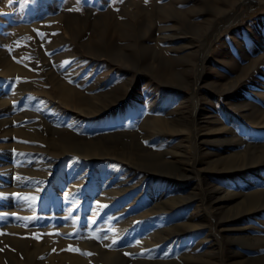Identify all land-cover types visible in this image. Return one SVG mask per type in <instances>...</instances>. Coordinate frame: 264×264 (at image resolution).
I'll use <instances>...</instances> for the list:
<instances>
[{
  "label": "rangeland",
  "instance_id": "1",
  "mask_svg": "<svg viewBox=\"0 0 264 264\" xmlns=\"http://www.w3.org/2000/svg\"><path fill=\"white\" fill-rule=\"evenodd\" d=\"M231 13L237 17L226 24ZM206 42L209 59L202 64ZM9 60L28 73L5 72ZM58 80L74 88V97L59 95ZM263 90L264 0H0V182H6L4 188L0 183V264H71L66 256L72 253H91L87 256L96 264H108L96 257L92 242L124 250L129 264H264L256 259L264 253V209L258 216L229 217L222 223L208 214L205 204H188L170 217L148 214L156 182L126 185L124 177L134 169L122 161L145 165L129 154L145 150L157 155L179 148L190 175L179 177L181 190H165L166 197L192 187L202 193L215 184L245 193L264 189V182L254 180L264 177ZM192 98L201 101V115L212 120L202 126L178 125L164 138L167 134L160 129L175 115L174 106L183 101L182 111L190 117ZM69 138L106 145L108 155L97 160L81 150L61 155ZM7 144L17 151L4 158L1 150L10 147ZM163 157L172 159L173 154ZM229 162L240 169L227 170ZM199 168L205 169L196 176ZM16 184L19 190H7V185ZM165 186H157V192ZM186 220L204 223L199 232L204 237H218L199 249L197 259L189 257L192 234L155 242L164 226L183 228ZM248 223L257 226L245 234L247 239H230V234H238L231 227ZM15 235L29 250L34 245L44 250L34 257L15 250L8 240ZM114 236L116 245L111 242ZM70 246L76 251L68 250Z\"/></svg>",
  "mask_w": 264,
  "mask_h": 264
},
{
  "label": "bare ground",
  "instance_id": "2",
  "mask_svg": "<svg viewBox=\"0 0 264 264\" xmlns=\"http://www.w3.org/2000/svg\"><path fill=\"white\" fill-rule=\"evenodd\" d=\"M250 0H242V2H248ZM236 14L235 13H231V14H228L227 15V18H228V21L226 22L229 23L231 21H233L235 18H236ZM216 33L217 31L213 32L212 33V36H216ZM100 39V43H102L103 41V38L99 37ZM210 48V43L209 42H206L205 44V49L203 50V54L201 56V62L202 64H204L208 59H209V56L207 55V51L208 49ZM115 52V54H119V51H115V50H112ZM120 55V54H119ZM123 56V55H122ZM4 60V59H3ZM7 60V59H6ZM8 61V60H7ZM6 61V62H7ZM10 61V60H9ZM1 62H4V61H1ZM5 65V63H4ZM6 68V71L5 72H14V71H21L23 73H28V71L18 65H16L15 63H12L11 61L10 62H7L4 69ZM53 76V75H52ZM52 78V77H51ZM50 80V79H49ZM200 80V79H199ZM51 81V80H50ZM55 82V81H54ZM56 86H58V93L59 95H61V97L65 98V99H68L70 100L72 97H74V88L69 86V85H66L64 84L63 82L61 81H57L56 82ZM199 82H197L198 84ZM142 88V87H141ZM196 88V87H195ZM144 89V88H143ZM160 89V88H159ZM158 89V90H159ZM146 90V89H145ZM150 90V89H149ZM57 91V90H56ZM143 91V90H142ZM151 91V90H150ZM253 91V90H252ZM264 91V90H263ZM197 92V89H195V93ZM257 92V91H256ZM160 93V92H159ZM254 93V92H253ZM264 94V93H263ZM162 95V94H161ZM111 97V96H110ZM150 97V96H149ZM106 98V97H105ZM147 98V97H146ZM155 98V96H154ZM117 99V98H116ZM151 99V98H150ZM118 100V99H117ZM148 100V99H146ZM186 100V99H185ZM85 101V100H84ZM153 102V100H152ZM151 102V103H152ZM185 102V101H184ZM187 102V101H186ZM191 102L193 103L192 106H191V113H190V117L189 115H185L183 112L184 110L182 111V107H184L182 104H183V101H180V104L177 108H175L176 106H174L173 108V113H175V115L171 118H169L170 120H167L164 122V129L161 127L160 131L163 132V134H167L165 137L167 136H170L172 133L171 132H176L177 128H178V125H184V124H187V123H194L195 125L197 126H202L203 124H206L207 122L211 121L212 118L210 115H201L202 113V109H203V106H202V103L199 99H195V98H192L191 99ZM248 102V101H247ZM246 100L243 101V105L244 107L246 106L247 104ZM147 103V102H146ZM149 103V101H148ZM176 103V102H175ZM177 104V103H176ZM178 105V104H177ZM185 105V103H184ZM191 105V104H190ZM107 106H110V104L108 103ZM148 106V105H147ZM105 107V106H104ZM189 107V106H188ZM190 108V107H189ZM188 113V112H187ZM78 120V119H77ZM81 122V121H80ZM84 122V121H83ZM70 123V122H69ZM82 124V122H81ZM193 124V125H194ZM79 125V124H78ZM72 126V125H71ZM76 126V125H75ZM70 127V125H69ZM77 129V128H76ZM80 129V128H79ZM202 129V128H201ZM167 130V131H166ZM204 130V129H203ZM198 131V130H197ZM186 132V131H184ZM189 132V131H187ZM183 133V132H182ZM184 135V134H183ZM163 136V135H162ZM181 137H183L182 135H180ZM194 136V135H193ZM199 136V132L196 133V139H195V142H197L198 138L197 137ZM185 137V136H184ZM171 138V137H170ZM186 138V137H185ZM181 139V138H180ZM179 139V140H180ZM168 141V139H166ZM183 140V138H182ZM185 140V139H184ZM202 140V139H201ZM50 142V141H49ZM182 142V141H181ZM185 145V144H184ZM5 146H10V147H7V149H4V150H1V152H3V156L4 158L8 157V154L10 153V151L14 154L16 153L17 150L12 149L11 146L13 145H5ZM70 146H72L70 148ZM176 146V144H175ZM179 146V145H178ZM177 146V147H178ZM62 147L66 150L63 151V153L61 155H65V153H68L69 151H83L85 154L84 156L86 157H89L90 159H100V158H103L105 157L106 154L105 151H106V145L105 146H100L98 143H95V142H92V143H87V144H83V143H80L78 140L76 139H68L64 142V144L62 145ZM180 147V146H179ZM187 147V146H186ZM116 148V147H115ZM17 149V148H16ZM179 149V148H178ZM178 149H173V148H168L164 151H161V152H158L157 155H152L151 153L145 151V150H142L141 152H133L132 154H129L128 158H132L133 160H140V161H145L146 164H151V167L148 166V165H140L139 163L137 162H134L132 161L131 159H128L129 161L131 162H126V160H122L126 165H128L129 167L132 168V172L130 171L128 176L125 178L124 177V180L123 182L126 183V185H132V182L135 181V184H140L142 185V187H145L146 185H148L149 181L151 180H155L156 182V189L154 193V198L152 197L151 199V202L148 203L147 205V213H152V214H155L157 216H161V217H170L171 215H173L174 213H177L178 211H180L182 208L186 207L188 204H191V203H195V206L196 208L201 205V204H205L207 205V209H208V214L211 215L212 217H214L216 219V221H218V223H222V221L226 218H231L232 220H238V219H241V218H244V217H255V216H258L257 214L262 210L264 209V189L262 190H255L254 188V191L252 192H242L240 190H230L228 188H224V187H221V186H218V185H213V186H210V187H206L204 189V191L202 193H198L196 191H193V187L191 188L190 191H186V193H180V192H176L177 195L175 196H169V193H168V197L167 196V193L166 191L167 190H181V184L179 183V177H186L190 174L187 173L188 169H191L190 167L186 166V163L184 161H186L187 159L185 155H183L182 153H180V151L177 152ZM200 149V148H199ZM69 150V151H68ZM68 151V152H67ZM199 151V150H198ZM9 152V153H8ZM172 153L173 154V158L172 159H165L163 156L165 153ZM50 156H52L51 153H49ZM57 155V154H56ZM74 155V154H73ZM168 155V154H167ZM12 156V154H11ZM22 157V156H21ZM46 157V156H45ZM124 157V156H123ZM33 158V157H32ZM122 158V157H121ZM171 158V157H170ZM12 159V158H11ZM37 159V158H36ZM73 159V157H72ZM8 160V159H7ZM10 160V159H9ZM13 160V159H12ZM31 160V159H30ZM58 160V158H57ZM255 163L256 161L258 160H254ZM44 162V161H43ZM53 162V161H52ZM189 162V161H188ZM264 162V161H263ZM32 163V162H31ZM115 163V162H114ZM121 163V162H120ZM253 163L251 166L253 167L254 164ZM10 164V163H9ZM77 164V162H76ZM32 165V164H31ZM41 165H51L50 162L49 163H41ZM38 166V167H41ZM55 165V164H54ZM79 165V164H78ZM111 165V164H110ZM119 165V164H118ZM122 165V164H121ZM195 165V164H194ZM228 165L227 166V170H239L241 166L239 165H236V164H232L230 165V162L229 164H226ZM4 166V165H2ZM18 166V165H17ZM67 167H69L67 165ZM113 167V166H112ZM117 167V166H116ZM124 167V166H123ZM166 167H174L175 170H179L181 172L180 175H178L177 173H171V172H168L167 168ZM21 168V167H20ZM52 168V167H50ZM89 168V167H88ZM93 168V167H92ZM106 168V167H105ZM10 169V168H9ZM19 169V168H18ZM37 169V168H36ZM107 169V168H106ZM110 171H118V168H114L112 169L110 167ZM123 169V168H122ZM205 168H199V169H196V173L195 175H200L202 174V172L204 171ZM258 167H255L254 166V171L257 170ZM40 170V169H39ZM44 170V169H43ZM89 170V169H87ZM102 170V169H101ZM26 171V170H25ZM37 171V170H36ZM49 171V170H48ZM129 171V170H128ZM4 172V171H2ZM5 172H8V171H5ZM10 172V170H9ZM30 172V171H29ZM52 172V171H51ZM107 172V171H106ZM105 172V174H106ZM21 173V172H20ZM24 173V172H23ZM37 173V172H36ZM42 173V172H41ZM48 173V172H46ZM83 173V172H82ZM89 173V172H88ZM124 173V172H123ZM126 173V172H125ZM34 174V173H33ZM108 174V172H107ZM106 174V175H107ZM115 174V173H114ZM127 174V173H126ZM22 176V174H20ZM27 175V174H26ZM48 175V174H46ZM74 175V174H73ZM80 175V174H79ZM192 175V174H191ZM18 176V175H17ZM20 176V177H21ZM39 176V175H38ZM112 176V175H111ZM124 176V175H123ZM16 177V176H15ZM24 177V176H22ZM86 177V176H85ZM93 177V176H92ZM113 177V176H112ZM111 177V178H112ZM137 177L135 180L134 178ZM207 177V176H206ZM27 178V177H26ZM48 178V177H47ZM119 178V177H118ZM198 178V177H197ZM244 178V177H243ZM16 179V178H15ZM37 179V178H36ZM107 179V178H106ZM201 179V178H200ZM77 180V179H76ZM75 180V182H77ZM82 180V179H81ZM89 180V179H88ZM108 180V179H107ZM109 180H110V177H109ZM120 180V179H119ZM189 180V179H187ZM199 180V179H198ZM254 180H258V181H262L264 182V177H256ZM34 181V180H33ZM46 181V180H45ZM83 181V180H82ZM106 181V180H105ZM104 181V182H105ZM201 181V180H200ZM42 182V181H41ZM80 183H82L80 180H79ZM89 182V181H88ZM103 182V183H104ZM122 182V183H123ZM209 182V181H207ZM1 187H5V180H2L1 182ZM161 183V184H160ZM10 184V183H9ZM24 184V183H23ZM49 184V183H48ZM84 184V183H83ZM134 184V183H133ZM166 185L165 187H162V191H158L157 189V186L161 185ZM187 184V183H186ZM213 184V183H212ZM231 185H234L235 184V181H232L230 183ZM244 184V183H243ZM69 185V183H68ZM72 184H70L71 186ZM78 185V184H77ZM113 185V184H112ZM125 185V186H126ZM209 185V184H208ZM248 185V183H247ZM20 185L19 184H16L14 186L12 185H7L6 188L7 190L11 188V191L13 188H16V190H19V187ZM192 186H194L192 184ZM201 186V185H200ZM74 187V186H72ZM111 187V186H110ZM114 187V185H113ZM117 187V186H115ZM132 187V186H131ZM168 187V188H167ZM195 187V186H194ZM119 188V187H118ZM150 188V187H149ZM244 188V187H243ZM103 189V194H105V190L104 188ZM143 189V188H142ZM151 189V188H150ZM252 189V190H253ZM257 189V188H256ZM260 189V188H259ZM6 190V189H5ZM107 190H109L107 188ZM111 190V189H110ZM117 190V189H116ZM129 190V189H128ZM126 190V191H128ZM153 190V189H152ZM166 190V191H165ZM198 190V189H197ZM230 190V191H229ZM251 190V189H250ZM70 191V190H69ZM68 191V192H69ZM101 192V191H100ZM111 192V191H110ZM114 192V190H113ZM7 193V192H6ZM6 193H2L3 197L4 198H8ZM17 193V192H16ZM85 193V192H84ZM101 193V197L104 198L105 196L102 195ZM108 193V192H107ZM124 193V192H123ZM147 193V192H146ZM90 194V193H89ZM111 194V193H110ZM118 194V193H117ZM132 194V193H131ZM140 194V193H139ZM97 195V194H96ZM107 195V194H106ZM141 195V194H140ZM171 195V194H170ZM100 196V194H99ZM111 196V195H110ZM98 197V196H97ZM108 197V196H107ZM115 197V196H114ZM134 197H137V196H134ZM142 197V196H141ZM99 198V197H98ZM101 198V199H102ZM122 198V197H121ZM145 198V197H144ZM135 199V198H134ZM112 200V199H110ZM108 200V201H110ZM90 201V200H89ZM98 201V200H97ZM96 201V202H97ZM99 201L101 202L102 200H100L99 198ZM104 201V200H103ZM123 201V200H122ZM94 202V201H93ZM92 202V203H93ZM95 202V203H96ZM112 202V201H111ZM114 202V201H113ZM93 203V204H95ZM102 203V202H101ZM228 203H230V207L229 208H226ZM106 204V203H105ZM105 204H104V207H105ZM130 204V203H129ZM132 204V203H131ZM99 205V204H98ZM102 205V204H100ZM99 205V206H100ZM97 206V204H96ZM95 207V206H94ZM191 207V206H190ZM193 207V206H192ZM100 208V207H99ZM195 208V209H196ZM205 208V207H204ZM233 208L235 209V211H233ZM98 209V208H97ZM124 209V208H123ZM120 210V209H119ZM194 210V208H193ZM200 210V209H199ZM206 210V209H205ZM94 211V210H93ZM196 211V210H195ZM227 211H230V212H235L233 214H231L230 216H225L223 215L224 213H227ZM95 212V211H94ZM100 212V211H99ZM97 212V213H99ZM145 212V211H144ZM192 212V211H191ZM92 213V212H91ZM113 214V213H112ZM196 214V213H195ZM94 215V214H93ZM188 215L189 218L192 219V217L194 216L193 214H189V212L186 213V216ZM198 215V214H196ZM96 217H98L96 215ZM94 217V218H96ZM142 217V216H141ZM153 217V216H152ZM183 217V216H182ZM187 217V219H189ZM196 217V216H195ZM90 218V217H89ZM91 218H92V215H91ZM93 218V219H94ZM99 218V217H98ZM140 218V217H139ZM138 218V219H139ZM148 218V217H147ZM154 218V217H153ZM197 218V217H196ZM199 220H201V216L199 215ZM100 219V218H99ZM146 219V218H144ZM161 219V218H160ZM166 219V218H165ZM174 219V218H173ZM181 219V218H180ZM179 219V220H180ZM254 219V218H253ZM90 220V219H89ZM96 220V219H95ZM94 220V221H95ZM178 220V221H179ZM194 220V219H193ZM198 219H196V221H199ZM93 221V222H94ZM135 221V220H134ZM142 221V220H141ZM158 221V220H157ZM192 221V220H191ZM186 222L184 223L185 224V227H181L179 225H176V224H169V225H166V227L164 226L161 230H159L160 233H158L157 235V238L155 240L156 243L160 242V241H164V240H167V239H171V240H177V239H180V237L184 234H192V236H195V240L193 241V243L191 244V249H190V253H189V257L193 259V257H195L196 259L198 258V256L201 255V253L199 252V249L201 247H203L205 245V243L208 242L209 245H212L214 243H216V240L218 239H215V238H210L208 239L207 236L204 237V235L200 234L199 232H201L206 226L204 223H202L201 221L200 222ZM254 221V220H253ZM256 221V220H255ZM262 221V220H260ZM119 222V221H118ZM121 222V221H120ZM136 222V221H135ZM149 222V221H148ZM183 222V221H182ZM181 222V223H182ZM133 223V222H132ZM154 223V222H153ZM158 223V222H157ZM160 223V222H159ZM176 223V222H175ZM89 224V223H88ZM123 224V223H122ZM127 224V223H126ZM138 224V223H137ZM164 224V223H163ZM167 224V223H166ZM247 224V223H245ZM114 225V224H113ZM118 224L116 223V225L114 226H117ZM135 225V224H134ZM149 225V224H148ZM129 226V225H128ZM152 226V225H151ZM162 226V224H161ZM257 225L255 224H249L248 225H241L239 227H231L230 230H238V234H228L230 236V239L231 238H235L237 242H240L242 240H245L247 239L246 237V233H249L250 230H253L256 228ZM133 227V226H132ZM131 227V228H132ZM135 227V226H134ZM87 228V227H86ZM118 228H120L119 232L121 231V226ZM154 228V227H153ZM219 229V228H218ZM220 229H223L220 227ZM116 230V229H114ZM117 230V231H118ZM131 230V229H130ZM152 230V229H151ZM123 231V230H122ZM119 232L118 235H119ZM124 232V231H123ZM129 232V231H128ZM161 232L163 234H161ZM199 233V234H197ZM223 233V232H222ZM17 234V233H16ZM112 234V232H111ZM110 234V235H111ZM115 235V233H113ZM112 234V235H113ZM128 234V233H127ZM109 235V236H110ZM111 235V236H112ZM147 235V234H145ZM223 235V234H222ZM108 236V237H109ZM110 236V238H112ZM220 236V235H219ZM226 236V235H225ZM115 237V236H114ZM118 237V236H117ZM121 237V235L119 236ZM222 237V236H221ZM149 238V237H148ZM220 238V237H219ZM229 238V237H228ZM113 239V238H112ZM116 239V237L114 238ZM126 239V238H125ZM152 239V238H150ZM227 239V238H226ZM229 239V240H230ZM9 242L11 243V245L14 247L15 250L19 251L20 249L21 250H25L26 252L29 253V256L30 257H34V255H36L37 253H40L41 251L44 250V246L43 247H39V245H34L32 247V250H29L26 246H25V241L19 236V235H15V236H12V237H9ZM170 240V241H171ZM188 240V239H187ZM90 241V240H89ZM106 241V239L104 240ZM111 241V239H110ZM138 241V239H137ZM222 241V240H221ZM228 241V240H227ZM100 242V241H99ZM102 242V241H101ZM100 242V243H101ZM108 242V241H106ZM112 242V241H111ZM140 242V240H139ZM232 242V241H231ZM235 242V241H234ZM98 243V242H97ZM99 243V244H100ZM118 243V242H117ZM191 243V242H190ZM189 243V244H190ZM103 244H106V243H103ZM180 244V243H179ZM187 244V243H186ZM92 247L98 252L96 255L97 258H100L104 261H107L108 264H129L130 263V260L128 261V259L122 255L123 251L120 250V251H114V250H109L108 247H102L98 244H94L93 242L91 243ZM116 245V244H115ZM140 245V244H138ZM119 246V245H118ZM188 246V245H187ZM208 246V245H207ZM155 247V246H154ZM30 248V247H29ZM131 248V246H130ZM136 248V247H134ZM120 249V248H119ZM123 249H124V246H123ZM202 250V249H201ZM94 251V250H93ZM141 251V250H140ZM139 251V252H140ZM154 251V250H153ZM126 252V251H125ZM146 252V251H145ZM148 252V251H147ZM238 249L235 251V253H238ZM96 253V252H95ZM130 253V252H129ZM141 253V252H140ZM149 255V254H148ZM232 255V254H231ZM26 256V254H25ZM129 256V255H128ZM133 255L131 254V257ZM138 256V255H137ZM236 256V255H235ZM68 257V261H71V264H96L92 258L90 256H82L80 254H69V256H66ZM136 256H134V259H137L135 258ZM149 257V256H148ZM154 258V257H153ZM235 258V257H234ZM257 258H261L260 260H264V253L261 255V256H257ZM62 259V258H60ZM232 259V258H231ZM255 259V257H254ZM12 260V258L10 259ZM154 260V259H153ZM163 260V259H162ZM235 260V259H234ZM128 261V263H127ZM141 261V259H140ZM145 261V260H144ZM164 261V260H163ZM161 261V262H156V261H153L152 263L153 264H163L164 262ZM198 261V260H197ZM200 261V260H199ZM239 261V260H237ZM232 262V260H231ZM15 263H16V260H15ZM177 263V261H176ZM235 263H238V262H233V264ZM37 264H42V262H37ZM169 264V263H167ZM193 264V263H192ZM250 264V263H249ZM252 264H260V263H252Z\"/></svg>",
  "mask_w": 264,
  "mask_h": 264
},
{
  "label": "snow or ice",
  "instance_id": "3",
  "mask_svg": "<svg viewBox=\"0 0 264 264\" xmlns=\"http://www.w3.org/2000/svg\"><path fill=\"white\" fill-rule=\"evenodd\" d=\"M78 2H79V0H78ZM53 35H55V33H53ZM68 63H70V62L69 61H65L64 62V64H68ZM32 199H35V198L33 197ZM104 239H107V237H104ZM115 243H117V241L114 239L112 241V244H115ZM137 243H139V241H137ZM109 247H111V245H109ZM68 250L76 251V249H72L71 246L69 247ZM53 251H55V250H53ZM83 254H85V255H91V253H83ZM125 255H130V254L129 253H125Z\"/></svg>",
  "mask_w": 264,
  "mask_h": 264
}]
</instances>
